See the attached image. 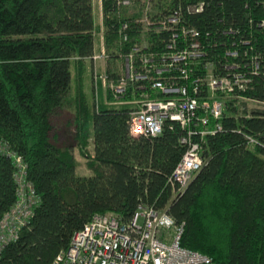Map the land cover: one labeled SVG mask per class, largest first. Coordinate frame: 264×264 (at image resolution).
Instances as JSON below:
<instances>
[{"label": "trees", "instance_id": "obj_1", "mask_svg": "<svg viewBox=\"0 0 264 264\" xmlns=\"http://www.w3.org/2000/svg\"><path fill=\"white\" fill-rule=\"evenodd\" d=\"M198 3L201 13L190 9ZM101 9L108 81L119 78L109 63L140 45V36L146 51L163 49L170 31L155 24L175 12L178 27L197 30L206 58L217 65L226 49H237L243 61L255 55L264 68V0H131L127 8L101 0ZM97 31L92 0H0V221L18 200V170L38 200L17 238L1 249L0 264H51L94 215L128 223L139 206L183 224L180 245L215 264H264L261 75L243 92L260 104L231 105L221 131L195 139L204 163L178 192L170 178L185 151V130L166 120L160 134L133 137V105L124 101L139 91L129 86L123 103L113 104L96 71L92 97L85 92ZM62 115L72 128L65 145L57 131ZM75 151L90 175L76 173Z\"/></svg>", "mask_w": 264, "mask_h": 264}, {"label": "built area", "instance_id": "obj_2", "mask_svg": "<svg viewBox=\"0 0 264 264\" xmlns=\"http://www.w3.org/2000/svg\"><path fill=\"white\" fill-rule=\"evenodd\" d=\"M117 4L127 8L131 0H117ZM190 9L201 13L203 4ZM180 21L178 12L156 21L157 31H170L162 50L146 51L144 41L128 54L120 55L117 81H108L105 72L95 74L103 90L111 91L113 104L123 103L129 86L139 91L137 96L132 93L131 100L124 101L133 105L128 121L131 136H156L166 120L177 122L185 130L180 139L185 151L170 178L173 185L177 184L178 192L204 163L200 142L222 130L221 120L231 105L242 107L245 102L250 108L260 104L243 92L254 76L261 75L264 80V68L257 56L243 61L240 50L226 49L217 65L206 58L207 51L197 30L178 27ZM124 29L126 25L122 26ZM122 40L127 41L128 36H122ZM248 41L243 44L248 45ZM242 54L247 56L246 52ZM106 57L101 52L93 60ZM152 94L157 97H151ZM247 139L255 143L253 138ZM16 161L20 163L19 158ZM23 185L28 188L25 194ZM23 185L18 186L16 204L0 221V251L17 238L37 204L32 187L25 182ZM182 231L183 224H176L165 211L152 207L139 206L128 223L114 214H96L73 234L68 248L58 253L51 264H215L210 257L182 247Z\"/></svg>", "mask_w": 264, "mask_h": 264}, {"label": "rangeland", "instance_id": "obj_3", "mask_svg": "<svg viewBox=\"0 0 264 264\" xmlns=\"http://www.w3.org/2000/svg\"><path fill=\"white\" fill-rule=\"evenodd\" d=\"M139 39L141 40V43H143L145 41V36L142 35V36L139 37ZM101 60L104 61L105 59H101ZM93 62H94V60H93ZM86 64H87L88 70H87V75H86V78H85L84 90H85V92L87 93L88 96L92 97L93 91H91V89H92L91 86L93 84H91V78H92V74L94 76V74L96 73L97 69H98V73H99V68H97L98 64L95 65V63L92 64V62H89V61H87ZM109 64H111V66H115L118 70H120L119 66L122 63H121L120 59H117V60H114V61L112 60ZM94 98L95 99L98 98V92H97V94H96V92H94ZM99 102L100 103L102 102L101 94H99ZM61 119L62 120H60L57 123V124L60 125L59 126V130H57V131H58V136H59V142L61 141V143L63 145H65L66 143H68V134L72 131V128L68 129V126H67V124L65 122V120H66L65 115H62ZM74 156H75V159H76V162H77L76 173L79 176H88V175H90V171L88 169H86V167H85V158H83L80 155H78V153L76 151L74 152ZM19 171L20 170H18V174H17V182H18V185L22 186L24 182L22 181L23 179H22V176H21V172H19ZM27 189H28L27 186L23 185V194H25V192H27Z\"/></svg>", "mask_w": 264, "mask_h": 264}, {"label": "crops", "instance_id": "obj_4", "mask_svg": "<svg viewBox=\"0 0 264 264\" xmlns=\"http://www.w3.org/2000/svg\"><path fill=\"white\" fill-rule=\"evenodd\" d=\"M92 10L95 19V25L98 31L95 32V55H99L101 52H105L104 40H103V19H102V9L101 0H92ZM106 60V59H105ZM98 59V61H90L92 64L95 63L97 68H99V73H103L107 69V61ZM98 71V69H97Z\"/></svg>", "mask_w": 264, "mask_h": 264}]
</instances>
